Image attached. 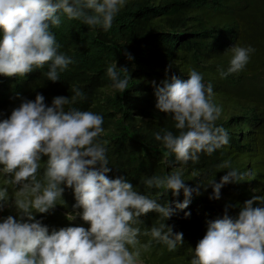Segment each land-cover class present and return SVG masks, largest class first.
Wrapping results in <instances>:
<instances>
[{
  "label": "clouds",
  "instance_id": "clouds-1",
  "mask_svg": "<svg viewBox=\"0 0 264 264\" xmlns=\"http://www.w3.org/2000/svg\"><path fill=\"white\" fill-rule=\"evenodd\" d=\"M125 4L126 0H0V75L25 77L48 65L47 79L60 81L58 69L63 72L74 60L58 51L61 45L50 31L61 25L58 13L108 31ZM230 50L228 68L217 69L221 78L243 71L255 52L251 45H235ZM167 72L159 85L152 82L155 107L172 115L178 134L165 131L156 133L155 139L174 154L178 164L186 166L189 161L198 162L201 153L211 156L228 145L229 134L216 124L222 107L213 102V86L205 85L202 74L191 69L185 80L167 77ZM106 74L116 91L123 93L129 88L131 77L126 67L118 68L115 62ZM72 91L71 97H54L51 106L39 93L34 101L24 98L8 118L0 120V175L4 178L0 212L5 208L16 212V216L0 217V264H140L142 251H147L153 240L175 251L184 244L182 232L161 223L143 233L151 240L141 244L140 218L155 212L170 219L188 208L194 194L201 195V185L188 186L179 170L143 181L148 188H164L173 196L182 191L183 201L171 207L141 194L123 176L109 178L108 141L100 140L103 117L74 107L66 111V105L85 98L79 88ZM218 167L227 173L219 182H209L213 189L209 199L219 200L226 184L256 177L250 170L239 172L230 160ZM65 187L74 191L73 209H82L67 219L79 217L89 227L69 226L50 232L36 216L61 205L57 201H64ZM9 188L15 190L11 195ZM233 207L240 208L237 215H229ZM184 215L188 218L190 213ZM190 264H264V196L253 195L243 206L226 205L221 218L208 221Z\"/></svg>",
  "mask_w": 264,
  "mask_h": 264
},
{
  "label": "trees",
  "instance_id": "trees-1",
  "mask_svg": "<svg viewBox=\"0 0 264 264\" xmlns=\"http://www.w3.org/2000/svg\"><path fill=\"white\" fill-rule=\"evenodd\" d=\"M58 15L61 25L50 31L61 45L58 51L74 63L63 72L58 69L57 82L47 79L48 65L25 77L0 75V120L8 118L24 98L34 101L39 93L51 106L54 97H71L73 87L79 88L85 98L66 105L65 110L74 107L103 117L100 140L108 141L109 178L123 176L141 194L171 207L183 201L182 191L173 196L164 188H148L143 181L179 170L188 186L201 185V195L194 194L188 208L168 220L150 212L138 225L141 244L151 240L143 233L161 223L173 226V231L182 232L184 237V244L171 252L166 245L151 241L139 258L143 264H190L208 221L221 218L226 205L243 206L253 195L264 196V0H126L108 31ZM235 45H251L255 52L243 71L221 78L217 69L228 68L230 48ZM115 62L118 68L126 67L131 77L123 93L112 88L106 74ZM166 69L167 77L176 75L185 80L191 69L202 74L205 85L213 86V102L222 107L216 124L229 134L228 145L211 156L201 153L198 162L189 161L186 166L178 164L174 154L155 139L156 133L163 135L165 131L178 134L172 115L155 107L152 82L159 85L166 78ZM46 160L42 157L41 172ZM225 160L239 172H255L256 177L226 184L219 200L209 199L213 193L209 182H219L227 173L218 167ZM3 179L0 175V185ZM14 191L9 188L10 195ZM62 199L49 214L36 216L50 232L69 227L67 216L70 219L75 211H82L73 209V189L65 187ZM8 209L0 212V217H5ZM239 210L230 208L229 215H237ZM185 212L190 213L188 218Z\"/></svg>",
  "mask_w": 264,
  "mask_h": 264
},
{
  "label": "rangeland",
  "instance_id": "rangeland-1",
  "mask_svg": "<svg viewBox=\"0 0 264 264\" xmlns=\"http://www.w3.org/2000/svg\"><path fill=\"white\" fill-rule=\"evenodd\" d=\"M5 212H6V213L4 214L5 217L8 216V215H13V216H14V214H16L14 208H11V209L9 208V209H8L7 211H5ZM70 219H71V217H70ZM69 224H70V226H83V227H86V228H87L86 225L81 224L77 219L72 220V221H69ZM140 264H143V263L140 261Z\"/></svg>",
  "mask_w": 264,
  "mask_h": 264
}]
</instances>
